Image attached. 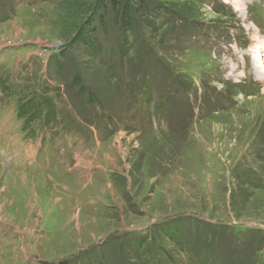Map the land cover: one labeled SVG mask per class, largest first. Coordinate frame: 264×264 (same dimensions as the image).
<instances>
[{
    "label": "rangeland",
    "instance_id": "rangeland-1",
    "mask_svg": "<svg viewBox=\"0 0 264 264\" xmlns=\"http://www.w3.org/2000/svg\"><path fill=\"white\" fill-rule=\"evenodd\" d=\"M119 2L0 0V264H264V0Z\"/></svg>",
    "mask_w": 264,
    "mask_h": 264
},
{
    "label": "trees",
    "instance_id": "trees-1",
    "mask_svg": "<svg viewBox=\"0 0 264 264\" xmlns=\"http://www.w3.org/2000/svg\"><path fill=\"white\" fill-rule=\"evenodd\" d=\"M108 1L111 4V7L114 8L117 11V14L121 15V20H124V23L128 22V20H127V11H126L127 7L125 8L123 4L120 6L119 0H108ZM82 40L85 41L86 45H87V43H89V45H90L89 48L93 52L94 55L99 56V54H101V48L102 47L100 46V44L96 43L94 40H89V39H84V38ZM26 103L29 104L28 108L25 107ZM43 103L47 104L48 106L52 105L51 100H49L47 98V96L44 97V102ZM37 108H38V103H36L33 100V98H30L28 100V102H24L21 105L19 113H20L21 117H23V118L26 117L28 119L29 118L34 119L35 116L37 115L36 114L37 113ZM49 113H50V110L47 109V114L49 115ZM28 119H25V120L27 121Z\"/></svg>",
    "mask_w": 264,
    "mask_h": 264
},
{
    "label": "bare ground",
    "instance_id": "bare-ground-1",
    "mask_svg": "<svg viewBox=\"0 0 264 264\" xmlns=\"http://www.w3.org/2000/svg\"><path fill=\"white\" fill-rule=\"evenodd\" d=\"M263 44V43H262ZM261 45V44H260ZM260 45H258L257 47H251L248 51H250L249 52V54H251L250 55V57H251V59H252V61H254V63H255V61H257L258 59V62H257V64L260 66V67H262L263 69H264V64H262V62L264 61L261 57H258L257 55L259 54V55H262L261 54V52L259 53V51L257 50V48L260 46ZM263 48H264V46H263ZM257 53V54H256ZM263 54H264V52H262ZM254 56H255V60H254ZM261 61V62H260ZM258 70V69H257ZM259 71L260 72H263L264 70H260L259 69Z\"/></svg>",
    "mask_w": 264,
    "mask_h": 264
}]
</instances>
